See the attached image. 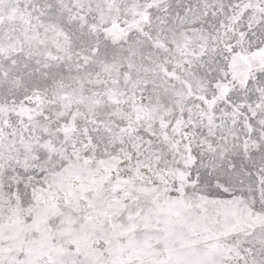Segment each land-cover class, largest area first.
Returning a JSON list of instances; mask_svg holds the SVG:
<instances>
[{"label": "snow or ice", "instance_id": "6c2138e0", "mask_svg": "<svg viewBox=\"0 0 264 264\" xmlns=\"http://www.w3.org/2000/svg\"><path fill=\"white\" fill-rule=\"evenodd\" d=\"M0 264H264V0H0Z\"/></svg>", "mask_w": 264, "mask_h": 264}]
</instances>
